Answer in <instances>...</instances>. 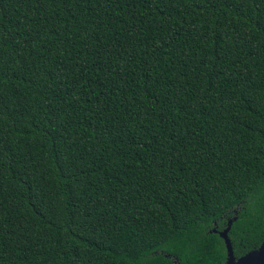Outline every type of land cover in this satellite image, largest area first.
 Listing matches in <instances>:
<instances>
[{"label":"trees","instance_id":"obj_1","mask_svg":"<svg viewBox=\"0 0 264 264\" xmlns=\"http://www.w3.org/2000/svg\"><path fill=\"white\" fill-rule=\"evenodd\" d=\"M264 239V0H0V264H224Z\"/></svg>","mask_w":264,"mask_h":264},{"label":"water","instance_id":"obj_2","mask_svg":"<svg viewBox=\"0 0 264 264\" xmlns=\"http://www.w3.org/2000/svg\"><path fill=\"white\" fill-rule=\"evenodd\" d=\"M235 219L236 218L229 220L226 228L222 231L212 230V232L218 233L219 237L223 240L226 249V260L224 264H264V239L257 249L246 253L238 259L235 258L233 247L228 237L232 222L235 221Z\"/></svg>","mask_w":264,"mask_h":264}]
</instances>
